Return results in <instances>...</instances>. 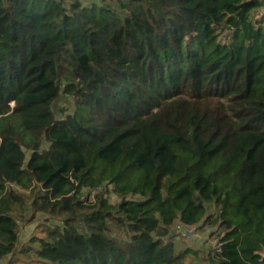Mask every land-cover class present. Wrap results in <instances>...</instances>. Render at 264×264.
I'll return each mask as SVG.
<instances>
[{"label": "trees", "instance_id": "1", "mask_svg": "<svg viewBox=\"0 0 264 264\" xmlns=\"http://www.w3.org/2000/svg\"><path fill=\"white\" fill-rule=\"evenodd\" d=\"M177 222L216 243L176 251ZM16 252L264 264V0H0V261Z\"/></svg>", "mask_w": 264, "mask_h": 264}, {"label": "rangeland", "instance_id": "2", "mask_svg": "<svg viewBox=\"0 0 264 264\" xmlns=\"http://www.w3.org/2000/svg\"><path fill=\"white\" fill-rule=\"evenodd\" d=\"M87 1H99V0H86ZM74 104L70 97L67 96H59L52 104V111L56 118L63 117L67 113H71L73 111ZM28 154V152H26ZM112 199L113 196L110 195ZM39 221L42 222L44 220V215L39 216ZM37 222H33L31 224H26L24 222H20V242L19 245L27 242L28 238L31 236L34 226ZM48 223H54V220H49ZM214 228L211 229H201L198 226H191L188 231H181L182 235H176L172 237L174 241L175 250H182L184 248H192L199 251V255L204 254L208 251V249L212 248L216 243V239L211 236L209 233L213 231ZM178 231V230H177ZM186 261L190 264H195L198 260L197 257H193L192 255H188L186 257ZM6 259L0 261V264H5ZM9 264H38L34 261V258L27 257L22 255L19 252H16L15 255L11 257V262Z\"/></svg>", "mask_w": 264, "mask_h": 264}, {"label": "built area", "instance_id": "3", "mask_svg": "<svg viewBox=\"0 0 264 264\" xmlns=\"http://www.w3.org/2000/svg\"><path fill=\"white\" fill-rule=\"evenodd\" d=\"M175 225H176L177 230L188 231V229L190 228L186 225L180 224L179 222H177Z\"/></svg>", "mask_w": 264, "mask_h": 264}]
</instances>
